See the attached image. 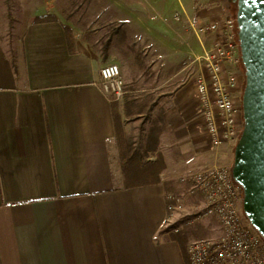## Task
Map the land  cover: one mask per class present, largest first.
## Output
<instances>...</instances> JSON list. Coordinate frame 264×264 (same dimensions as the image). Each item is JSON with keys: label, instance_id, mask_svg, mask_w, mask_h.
Listing matches in <instances>:
<instances>
[{"label": "crops", "instance_id": "0c3cea01", "mask_svg": "<svg viewBox=\"0 0 264 264\" xmlns=\"http://www.w3.org/2000/svg\"><path fill=\"white\" fill-rule=\"evenodd\" d=\"M127 1L145 32L167 25L170 0ZM177 2L188 23L193 16ZM196 3L206 22L230 9L228 0ZM45 15L57 19L35 21ZM76 27L47 5L13 27L9 39L0 35V264H192V240L165 231L164 223L170 193L183 192L214 158L196 79L179 84L171 75L163 88L125 84L124 97L115 99L100 73L108 63ZM218 38L204 37L208 45ZM225 72L236 75L239 100L243 66L228 62ZM119 122L148 165L162 161L154 179L124 171ZM196 196L203 199H182Z\"/></svg>", "mask_w": 264, "mask_h": 264}, {"label": "built area", "instance_id": "2783aa9c", "mask_svg": "<svg viewBox=\"0 0 264 264\" xmlns=\"http://www.w3.org/2000/svg\"><path fill=\"white\" fill-rule=\"evenodd\" d=\"M176 17L180 19L182 14L177 12ZM188 24L203 48L195 57L199 66L196 93L214 155L211 164L190 179V193L201 194L204 199L194 221L213 218L220 232L193 239L188 246L189 257L192 264H264V237L244 212V190L233 177L231 162L244 126L242 102L233 95L238 79L225 72L228 62L242 64L237 18L228 10L211 22L188 16ZM213 33H218L219 38L208 45L204 37ZM100 73L104 90L122 99L125 81L120 65L106 64ZM169 199L176 201L169 204L171 212L182 208L181 197L170 194Z\"/></svg>", "mask_w": 264, "mask_h": 264}, {"label": "rangeland", "instance_id": "374dc122", "mask_svg": "<svg viewBox=\"0 0 264 264\" xmlns=\"http://www.w3.org/2000/svg\"><path fill=\"white\" fill-rule=\"evenodd\" d=\"M196 1L182 0L190 15L199 18L196 13ZM210 1L198 0L200 5H206ZM170 2L171 7L163 10L167 25L162 26L161 29L156 27V32L149 33L145 32L146 27L137 23V17H133L135 14L131 11L132 7L136 12L138 9L133 2L127 0H67L50 1L46 4L39 0H0V35L9 39L13 27L32 15L43 13L47 5L49 7L52 5L64 20L76 23L78 36L83 40L86 39L93 49L98 50L108 64L120 65L126 85L128 84L132 89H146L158 83L163 88L165 78L171 75H175L176 80L172 81L173 83L194 81L199 70L195 57L196 54L203 52L198 36L189 27L187 21L182 17L180 19L176 17L177 12L182 14L179 2L177 0ZM153 28L150 26V29ZM138 60L146 63L149 70L147 74L138 68ZM182 68L184 69L181 70ZM242 76V90L239 93L241 102L245 89L244 72ZM242 118L244 120V115ZM233 160L234 151L231 154L232 163ZM182 188L184 190L180 192L181 198L185 199L191 195V184L189 187L183 185ZM202 201L200 196L184 200L182 208L168 216L164 230L170 231L171 234H176V230L180 231L178 234L184 236L186 242L194 238L218 235L220 232L215 219L194 221L200 209L196 205H201ZM191 221L194 222L190 223Z\"/></svg>", "mask_w": 264, "mask_h": 264}, {"label": "water", "instance_id": "95a60500", "mask_svg": "<svg viewBox=\"0 0 264 264\" xmlns=\"http://www.w3.org/2000/svg\"><path fill=\"white\" fill-rule=\"evenodd\" d=\"M246 85L244 126L235 147L233 177L243 187L244 212L264 237V0H235Z\"/></svg>", "mask_w": 264, "mask_h": 264}, {"label": "trees", "instance_id": "16d2710c", "mask_svg": "<svg viewBox=\"0 0 264 264\" xmlns=\"http://www.w3.org/2000/svg\"><path fill=\"white\" fill-rule=\"evenodd\" d=\"M57 19V17L55 15H45V16H40V17H36L35 21L37 22H43V21H52ZM67 33H68V39H69V43H70V47L72 49H75L76 46V36L75 33L73 31V29H71L70 27L67 28ZM139 60L140 57H139ZM137 61L139 66L142 69H145L146 72H148V68L147 66L142 62V61ZM242 66H243V72L245 75V82H244V87L246 85V68L243 64L242 61ZM127 88V86H126ZM131 103V101L127 100L124 103V107L126 110V115L130 116L131 113V107L129 106ZM125 127L119 122L118 123V134H119V139H120V150H121V157H122V161H123V165H124V171L129 172L132 171V174H136L138 175L140 174H147V175H151V177L149 179H154V173L156 170H158L160 172L161 168H162V161L158 159V161H156L155 163L148 165L147 162H145V157H146V152H141L139 150L135 151V149H133V146L131 145L130 142H127V134L124 131ZM135 151V152H134ZM171 194V193H170ZM174 194L176 197H181L182 193L180 192H176V193H172ZM175 203L176 201H172L170 200V203ZM205 226V225H204ZM174 236L178 237V238H182L183 236L179 235L178 233L174 234Z\"/></svg>", "mask_w": 264, "mask_h": 264}, {"label": "flooded vegetation", "instance_id": "af4514ba", "mask_svg": "<svg viewBox=\"0 0 264 264\" xmlns=\"http://www.w3.org/2000/svg\"><path fill=\"white\" fill-rule=\"evenodd\" d=\"M228 2H229L230 6H233V7L236 6V1L235 0H228Z\"/></svg>", "mask_w": 264, "mask_h": 264}]
</instances>
